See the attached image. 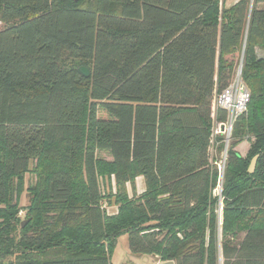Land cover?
I'll use <instances>...</instances> for the list:
<instances>
[{
  "label": "trees",
  "instance_id": "obj_1",
  "mask_svg": "<svg viewBox=\"0 0 264 264\" xmlns=\"http://www.w3.org/2000/svg\"><path fill=\"white\" fill-rule=\"evenodd\" d=\"M0 23V264H112L122 235L173 264H264V0H0ZM240 64L220 174L215 97Z\"/></svg>",
  "mask_w": 264,
  "mask_h": 264
},
{
  "label": "rangeland",
  "instance_id": "obj_2",
  "mask_svg": "<svg viewBox=\"0 0 264 264\" xmlns=\"http://www.w3.org/2000/svg\"><path fill=\"white\" fill-rule=\"evenodd\" d=\"M234 1L235 0H227L226 4H232ZM2 27H3V24L0 23V29ZM97 155L100 158H103L104 160H107V161L111 160V157L106 151H98ZM31 165H32V162L30 163V167ZM219 173L221 174V172ZM34 181H35V176L32 172L28 171L27 173H25L24 190L22 191L20 199H19V204L21 206L20 210H25L24 208L28 204V192L26 188L29 184L34 183ZM134 183L136 187V193L138 194L144 188L142 177H136ZM110 186H111L112 193H115L116 188H115V183H114V179L112 175L110 176ZM110 186H109V181L107 179H100V188L102 191L106 192ZM219 187H220V178H219V181L217 182L216 188L213 190V194L216 195L217 192H219V189H220ZM126 188H127V192L131 194L132 190L129 184H126ZM103 207L105 208V211L109 214L114 213L117 210V206L115 204H108L105 200L103 201ZM221 213H222V210L218 209V220H219V215ZM221 218H222V214H221ZM110 261L112 264H156L160 262V260L156 256H153V255H148V254L132 255L128 248V242H127L126 235H122L117 239V243L112 251Z\"/></svg>",
  "mask_w": 264,
  "mask_h": 264
},
{
  "label": "built area",
  "instance_id": "obj_3",
  "mask_svg": "<svg viewBox=\"0 0 264 264\" xmlns=\"http://www.w3.org/2000/svg\"><path fill=\"white\" fill-rule=\"evenodd\" d=\"M226 1L227 0H218L219 5L221 7L223 5H231V4H226ZM237 1L238 0H235L233 3ZM248 100H249V91L241 81V69L237 68L233 80L225 88H223L215 97V108L223 109L226 115L223 122H219L215 125L214 134L215 135L221 134L224 138V142L226 146L228 145V142L230 140L233 126L237 118L246 111ZM221 126L223 127V130L220 129ZM226 150H223V152L220 155V160L217 162V169L218 172H221V174L224 169ZM219 194H220V189L216 195ZM220 207L221 204L219 202V209ZM22 214L23 211L20 210L18 212V215L21 216Z\"/></svg>",
  "mask_w": 264,
  "mask_h": 264
},
{
  "label": "water",
  "instance_id": "obj_4",
  "mask_svg": "<svg viewBox=\"0 0 264 264\" xmlns=\"http://www.w3.org/2000/svg\"><path fill=\"white\" fill-rule=\"evenodd\" d=\"M238 68L241 69V64L238 66ZM79 70L85 76H88L89 75V70L87 68H85V67H79ZM220 129L223 130V127L221 126ZM226 148H227V146L225 145L224 150H226ZM256 160H257V156H254L251 159L250 164H249V168H248V170L250 172L253 171V169L255 167V164H256ZM220 210H222V207H220ZM221 214L219 215V220H218V223L219 224H221V222H222ZM156 264H173V261H160V262H158Z\"/></svg>",
  "mask_w": 264,
  "mask_h": 264
},
{
  "label": "crops",
  "instance_id": "obj_5",
  "mask_svg": "<svg viewBox=\"0 0 264 264\" xmlns=\"http://www.w3.org/2000/svg\"><path fill=\"white\" fill-rule=\"evenodd\" d=\"M258 54L260 55L261 52L258 51ZM249 146H250V142L248 140H242L241 142L237 144V146L235 147V150L239 153L240 156H244L246 152L248 151Z\"/></svg>",
  "mask_w": 264,
  "mask_h": 264
}]
</instances>
